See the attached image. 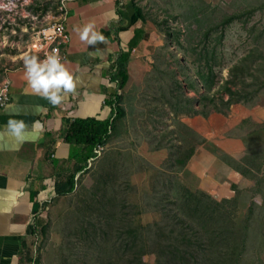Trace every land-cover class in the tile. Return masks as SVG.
<instances>
[{
  "label": "rangeland",
  "instance_id": "obj_1",
  "mask_svg": "<svg viewBox=\"0 0 264 264\" xmlns=\"http://www.w3.org/2000/svg\"><path fill=\"white\" fill-rule=\"evenodd\" d=\"M134 4L150 33L147 79L136 84H148L123 101L126 114L77 175L73 192L51 199L21 264L122 262L118 225L128 221L142 225L144 264L157 263L158 246L177 264L178 232L168 233L171 226L164 237L155 231L179 226L163 215L173 210L210 230L211 249L201 253L200 264H264V0ZM32 6L40 18L57 13L54 0ZM15 29L0 39V83L6 69L24 66L30 35ZM138 92L150 110L135 108ZM163 93L169 114L153 110L155 95ZM201 193L220 203L213 221L195 204ZM221 250L232 254L220 259Z\"/></svg>",
  "mask_w": 264,
  "mask_h": 264
},
{
  "label": "crops",
  "instance_id": "obj_2",
  "mask_svg": "<svg viewBox=\"0 0 264 264\" xmlns=\"http://www.w3.org/2000/svg\"><path fill=\"white\" fill-rule=\"evenodd\" d=\"M68 7L66 29L70 40L63 48L66 59L62 63L73 77L75 90L61 104L52 105L32 93L24 66L9 72L10 102L0 107V264H21L22 254L35 236L31 230L36 218L44 216L51 199L60 196L56 182L66 181L75 171L76 154L84 147L67 142L69 123L76 118L104 120L114 115V107L107 100H113L119 90L116 69L124 53L128 54L130 79L119 102L123 115L128 109L123 101L131 100L135 87L148 84L144 80L136 84V79H147L148 75L143 63L149 56V46L145 44L149 25L137 16L134 0H71ZM89 22L105 42L88 45L80 40L77 29ZM140 28L143 31L138 43L130 51L125 50L122 42L129 43ZM138 95L134 98L135 108L150 110L141 92ZM165 95H155V113H170L171 104ZM9 119L23 120L31 138L17 141L7 130Z\"/></svg>",
  "mask_w": 264,
  "mask_h": 264
},
{
  "label": "trees",
  "instance_id": "obj_3",
  "mask_svg": "<svg viewBox=\"0 0 264 264\" xmlns=\"http://www.w3.org/2000/svg\"><path fill=\"white\" fill-rule=\"evenodd\" d=\"M137 9V16L144 21V16L142 11L139 8ZM227 24V23H224ZM143 28L136 30L134 38L129 43H123V48L125 50H129L133 46L138 43L140 38V34L142 33ZM130 51V50H129ZM120 58V57H119ZM127 59L128 54L124 53L117 63L116 69V79L119 80V90L117 91L115 98L112 100H107L109 104L114 107L115 117H110L109 119H98L95 117L89 118H76L72 122L69 123L68 129L65 133V137L67 142L71 144H76L77 146H83L84 149L81 153H77L78 163L75 167V171L70 173L67 176L66 181L61 182L60 180L56 182L55 189L57 194L60 196L73 192L76 187V174L81 172L85 166L87 165V161L90 158L96 156L95 148L99 145H104L107 143L109 138V133H112L115 122H117V118L124 114L123 107L119 104L122 100V91L126 88L129 79V69L127 68ZM206 91L204 92V94ZM111 125V132L109 126ZM86 163L82 164L81 162ZM202 197H198V200L195 201V204L198 206V209H203V215L207 217L208 220L213 221L216 216H218V212L221 210L220 203L215 202L211 199H205L204 194L201 193ZM170 201V199H169ZM182 214L172 211H165L163 214L165 218H168L170 215L172 218H175L177 222L175 224L179 225L177 227H172L173 224L169 223L163 226H156L155 231L160 234V236L164 237V232L166 231L167 226H171L168 228L167 232L174 234V232H178L179 243L178 245H174L173 252L178 253V257L180 261H177V264H200L201 258L200 255L206 250L208 251L210 246L206 245V233L210 232L209 229L201 228L195 225L192 220L187 218V216H183ZM189 216V215H188ZM47 216L37 217L34 227H32V233L37 234L38 229H42L44 227V223L46 222ZM142 225H137L135 221L133 223L128 221V223H123L121 226L118 225L117 237L120 238V242L118 247L122 250L124 259L122 262L119 261L117 264H144L141 260V257L145 250L143 249V245L138 244V227ZM232 234V230L228 229ZM221 233L223 232L220 230ZM215 233V229L212 230ZM224 235V239H228L231 237V234ZM157 253L159 255V259L156 264H171L170 258L167 256L168 251L164 250L162 246H158ZM171 249V245L166 246ZM227 249V248H226ZM229 251V250H228ZM232 254L231 251H229ZM227 251H219L218 255L222 258H226ZM105 264H112L111 261L105 262ZM220 264V263H217ZM223 264V263H222Z\"/></svg>",
  "mask_w": 264,
  "mask_h": 264
},
{
  "label": "built area",
  "instance_id": "obj_4",
  "mask_svg": "<svg viewBox=\"0 0 264 264\" xmlns=\"http://www.w3.org/2000/svg\"><path fill=\"white\" fill-rule=\"evenodd\" d=\"M37 1L0 0V39L6 38L7 33L16 35L15 27L19 26L21 36L27 33L30 35L24 49L25 54L36 56L38 60H44L48 55L56 52L60 56L62 63L66 59V53L63 48L70 40L66 29V21L69 13L68 3L71 0H54L57 13L49 14L42 18L35 14L34 6H32ZM39 1L41 2V0ZM10 70L11 68L6 69V76L0 83L1 108L6 107L10 102ZM109 129L111 132V125ZM103 146L99 145L95 148L96 156L101 153Z\"/></svg>",
  "mask_w": 264,
  "mask_h": 264
},
{
  "label": "clouds",
  "instance_id": "obj_5",
  "mask_svg": "<svg viewBox=\"0 0 264 264\" xmlns=\"http://www.w3.org/2000/svg\"><path fill=\"white\" fill-rule=\"evenodd\" d=\"M77 32L80 40L88 45L105 42V37L95 30V25L92 22L78 28ZM23 63L28 87L33 94L45 98L50 104H61L67 94L75 90L76 85L73 77L61 63L58 53L53 52L44 60H38L36 56L25 54ZM6 127L19 142L31 138L28 126L23 120L9 119Z\"/></svg>",
  "mask_w": 264,
  "mask_h": 264
}]
</instances>
